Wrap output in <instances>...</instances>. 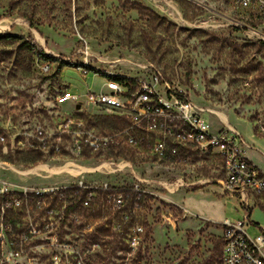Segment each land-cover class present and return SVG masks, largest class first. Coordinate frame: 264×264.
<instances>
[{
  "label": "rangeland",
  "instance_id": "374dc122",
  "mask_svg": "<svg viewBox=\"0 0 264 264\" xmlns=\"http://www.w3.org/2000/svg\"><path fill=\"white\" fill-rule=\"evenodd\" d=\"M0 33L24 37L0 41V133L6 137L0 179L15 188L79 180L139 183L147 191L141 207L117 213L123 232L113 233L109 220L101 223L99 235L111 250L99 261L117 258L140 223L142 264H220L222 223L244 216L238 197L223 191L220 157L190 147L178 158L159 159L125 139L116 147L88 149V135L115 133L127 124L107 107L88 103L85 94L106 81L95 74L149 79L160 72L213 129L234 134L264 172L263 10L234 0H0ZM47 60L53 62L49 72L41 67ZM67 88L84 101L79 107L72 100L58 103ZM68 118L82 123L77 139L61 129ZM126 214H132L128 221ZM41 217L14 221L38 224ZM251 219L264 225L259 205ZM247 230L260 232L255 224ZM11 237H3L5 252ZM29 247L20 256L24 264H45L50 249L35 236Z\"/></svg>",
  "mask_w": 264,
  "mask_h": 264
},
{
  "label": "built area",
  "instance_id": "2783aa9c",
  "mask_svg": "<svg viewBox=\"0 0 264 264\" xmlns=\"http://www.w3.org/2000/svg\"><path fill=\"white\" fill-rule=\"evenodd\" d=\"M234 2L250 9L260 7L264 13V0ZM52 66L51 60L41 65L45 72ZM83 72L87 74L88 70ZM95 75L105 76L106 81L99 91L89 89L86 101L107 107L127 127L106 135L90 134L85 137L86 147L95 150L116 147L125 139L131 145L148 148L159 159L178 158L190 147L215 151L223 162V191L236 195L244 211L242 219H226L222 223L220 264H264V225L251 219L256 205L264 210V172L246 156L237 137L226 130L213 129L190 98L172 87L160 72H154L149 79L115 73ZM80 99L69 88L57 97L60 104L67 100L82 104L84 101ZM81 125L68 118L60 126L77 139ZM5 139L0 133V142ZM146 193L139 183L91 184L79 180L63 185L15 188L0 179V264H24L20 256L29 252L33 236L51 251L45 264H142L138 254L145 232L142 224L132 226L126 247L113 260L99 261L106 257L104 252L111 250L99 234L104 219L110 221L113 233L123 232L124 224L117 221V213L129 208L138 210ZM34 213L42 216L38 224L32 221L19 226L14 221L24 216L30 219ZM126 217L128 221L132 214ZM254 224L260 230L256 236L247 230ZM7 235L12 236L11 246L5 252L2 242Z\"/></svg>",
  "mask_w": 264,
  "mask_h": 264
},
{
  "label": "trees",
  "instance_id": "16d2710c",
  "mask_svg": "<svg viewBox=\"0 0 264 264\" xmlns=\"http://www.w3.org/2000/svg\"><path fill=\"white\" fill-rule=\"evenodd\" d=\"M18 39L24 40V37L18 34H14V33H0V41H11V40H18ZM24 42H25V46L28 49H30L31 51L34 50V46L31 43L26 42V41ZM46 58H49V56L46 55ZM221 243H222V238H221Z\"/></svg>",
  "mask_w": 264,
  "mask_h": 264
},
{
  "label": "water",
  "instance_id": "95a60500",
  "mask_svg": "<svg viewBox=\"0 0 264 264\" xmlns=\"http://www.w3.org/2000/svg\"><path fill=\"white\" fill-rule=\"evenodd\" d=\"M80 106V104H78V106L77 107H79Z\"/></svg>",
  "mask_w": 264,
  "mask_h": 264
}]
</instances>
